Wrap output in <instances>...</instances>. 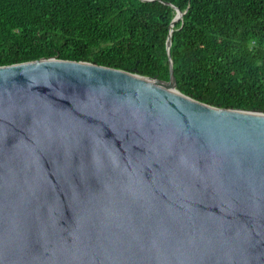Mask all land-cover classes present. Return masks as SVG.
<instances>
[{
  "label": "water",
  "instance_id": "95a60500",
  "mask_svg": "<svg viewBox=\"0 0 264 264\" xmlns=\"http://www.w3.org/2000/svg\"><path fill=\"white\" fill-rule=\"evenodd\" d=\"M170 45L168 81L0 67V264H264V112L179 92Z\"/></svg>",
  "mask_w": 264,
  "mask_h": 264
},
{
  "label": "trees",
  "instance_id": "16d2710c",
  "mask_svg": "<svg viewBox=\"0 0 264 264\" xmlns=\"http://www.w3.org/2000/svg\"><path fill=\"white\" fill-rule=\"evenodd\" d=\"M169 36L179 92L264 112V0H0V67L57 58L168 81Z\"/></svg>",
  "mask_w": 264,
  "mask_h": 264
},
{
  "label": "bare ground",
  "instance_id": "6f19581e",
  "mask_svg": "<svg viewBox=\"0 0 264 264\" xmlns=\"http://www.w3.org/2000/svg\"><path fill=\"white\" fill-rule=\"evenodd\" d=\"M147 81H149V80H147ZM150 82H152V81H150Z\"/></svg>",
  "mask_w": 264,
  "mask_h": 264
}]
</instances>
